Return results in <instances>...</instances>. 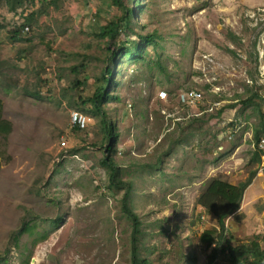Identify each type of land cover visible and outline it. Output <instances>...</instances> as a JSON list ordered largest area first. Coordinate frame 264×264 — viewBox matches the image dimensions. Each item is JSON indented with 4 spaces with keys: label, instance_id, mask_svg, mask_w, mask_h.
Wrapping results in <instances>:
<instances>
[{
    "label": "rangeland",
    "instance_id": "obj_1",
    "mask_svg": "<svg viewBox=\"0 0 264 264\" xmlns=\"http://www.w3.org/2000/svg\"><path fill=\"white\" fill-rule=\"evenodd\" d=\"M142 2L135 21L160 39L145 61L118 66L110 91L119 99L106 105L119 134L113 158L133 183L141 257L190 264L181 249L208 264L212 248L199 236L218 225L196 200L210 179L238 184L256 171L226 237L245 244L264 236V170L252 161L259 115L242 103L257 93L264 114V0ZM31 12L35 23L12 41L9 30ZM120 12L109 0H68L57 9L26 0L15 13L0 4V100L11 124L0 139V264H130L123 189L109 187L103 147L92 145L101 137L98 117L90 105L77 107L78 96L104 85L106 44L95 35ZM135 37L121 34L115 47ZM83 53L84 85L74 89L71 68ZM191 90L202 98L185 105L181 96ZM73 111L87 119L81 130L71 124ZM23 222L37 227L15 248L11 237ZM215 264L229 263L220 256Z\"/></svg>",
    "mask_w": 264,
    "mask_h": 264
},
{
    "label": "trees",
    "instance_id": "obj_2",
    "mask_svg": "<svg viewBox=\"0 0 264 264\" xmlns=\"http://www.w3.org/2000/svg\"><path fill=\"white\" fill-rule=\"evenodd\" d=\"M26 0H0L7 10L15 13L18 9L22 8ZM68 0H45L48 7L57 9L62 3ZM111 5L118 7L121 12L114 14L109 19L108 23L103 26L95 35L98 44H106L102 50L103 61L105 65L100 72V81L104 85L96 88L94 93L86 98L78 96V108L90 105V112L98 117L101 137L98 141L92 143L94 146L103 147V158L101 165L107 170L109 187L116 189H123L121 198V211L125 217L131 222V250H130V264H153L148 257H141L139 247V236L141 234V221L137 213L131 205V195L133 190V183L130 179L124 180L123 175L126 170L121 167L113 158L116 153V146L119 134L111 114L106 105L111 99L118 100V95L113 94L110 89L117 84V76L119 75L118 66L125 58L133 62L145 61L147 59V47L152 46L155 48L158 45L160 36L154 32H144L145 25L135 21V14L143 7V0H109ZM36 12H31L23 19L22 23L12 26L9 30L10 39L12 41H19L22 39L23 30L29 27L36 21ZM136 26L141 28V31L136 29ZM5 26L0 23V29ZM124 34L125 37L135 34V39L128 40L122 43V46L115 47L116 40ZM82 59L78 65L71 68L73 79L71 81V88H79L84 85V81L79 80V75L86 69L87 53L80 56ZM158 67L163 70L161 65L156 62ZM28 95L37 99H42L38 91H26ZM260 98L257 93H252L248 98L242 101L246 106L251 105L253 112L259 115V125L253 126V145L252 161L256 164L261 162V153L257 147L260 140L264 139V114L260 110V104L256 100ZM2 101L0 100V139L5 140L11 132V124L8 120L3 118L2 115ZM83 109V108H82ZM77 130H81L75 127ZM159 160V159H158ZM160 162V161H159ZM256 175L253 170L245 181L238 184H231L219 178L210 179L205 185L204 189L197 197V204L203 207L206 213L212 215L217 222L218 228L204 230L200 236L199 241L207 248H212L208 254V264H215L218 257H222L229 264H264V236L260 238L255 235L254 238L248 243L233 244L232 236L226 237L227 226L226 221L230 217H236L237 211L240 209L244 192L250 185L252 179ZM61 221V216H58L56 223ZM36 224L30 222H23L21 228L12 235V243L15 248L19 247L20 239L23 234L31 236ZM44 238V237H43ZM259 239L263 241L260 244ZM39 239H34L33 246L38 243ZM179 255L190 264L196 263V256L193 253L184 254L181 249L178 250ZM30 256L26 257V263L29 261ZM4 260V259H2Z\"/></svg>",
    "mask_w": 264,
    "mask_h": 264
},
{
    "label": "built area",
    "instance_id": "obj_3",
    "mask_svg": "<svg viewBox=\"0 0 264 264\" xmlns=\"http://www.w3.org/2000/svg\"><path fill=\"white\" fill-rule=\"evenodd\" d=\"M25 30H28V27H25ZM200 98H202L201 93L191 90L184 96L182 95L180 100L185 105H194L196 102H199L201 100ZM71 124L73 127L82 129L86 126L87 119L81 112L73 111L71 113ZM62 144H64V142ZM257 147L261 153V170H264V139L258 142Z\"/></svg>",
    "mask_w": 264,
    "mask_h": 264
},
{
    "label": "crops",
    "instance_id": "obj_4",
    "mask_svg": "<svg viewBox=\"0 0 264 264\" xmlns=\"http://www.w3.org/2000/svg\"><path fill=\"white\" fill-rule=\"evenodd\" d=\"M220 179V178H219ZM223 180V179H222ZM223 181H226V180H223ZM226 182H228V183H231V182H229V181H226ZM231 184H234V183H231ZM244 199V198H243ZM243 202V201H242Z\"/></svg>",
    "mask_w": 264,
    "mask_h": 264
}]
</instances>
